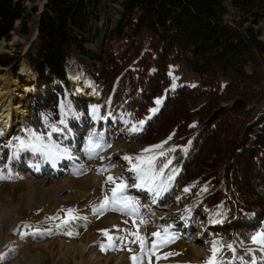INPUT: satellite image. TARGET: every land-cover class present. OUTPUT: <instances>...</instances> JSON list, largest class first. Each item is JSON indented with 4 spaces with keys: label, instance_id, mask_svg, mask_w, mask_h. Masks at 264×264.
<instances>
[{
    "label": "trees",
    "instance_id": "1",
    "mask_svg": "<svg viewBox=\"0 0 264 264\" xmlns=\"http://www.w3.org/2000/svg\"><path fill=\"white\" fill-rule=\"evenodd\" d=\"M102 3L47 0L39 14L37 6L28 7L24 0H0V41L10 40L16 23L20 33L29 34L37 19L27 60L46 89L31 102L27 128L46 132L42 113L50 112L58 120L62 101L79 112L84 124L91 121L87 107L92 104L106 121L111 115H123L128 123L144 120L142 130L129 139L153 145L171 136L166 150H175L161 158L170 159V169L177 170L172 193L207 189L199 203L190 205L189 225H205L203 236L212 231L249 242L264 227V108L251 116L252 105L264 96V39L259 26L264 0H122L124 18L115 28L104 27ZM99 8L101 17L92 19ZM98 20H103L101 28ZM89 46L99 50L100 64L94 58L77 68L99 95L96 102L71 94L67 85V60L74 50L89 55ZM13 60L4 58L0 65H12ZM171 62L196 73L198 83L170 89ZM160 94L159 110L148 116ZM78 126L71 121L81 133ZM14 136H0L4 170L12 154L4 145ZM36 156L22 152L18 163H35ZM201 206L212 214L221 211L223 222L209 225Z\"/></svg>",
    "mask_w": 264,
    "mask_h": 264
},
{
    "label": "rangeland",
    "instance_id": "2",
    "mask_svg": "<svg viewBox=\"0 0 264 264\" xmlns=\"http://www.w3.org/2000/svg\"><path fill=\"white\" fill-rule=\"evenodd\" d=\"M42 1L43 0H24L25 5L28 7L37 6V13L39 14L43 9L41 7ZM101 6L105 7V13L102 17L106 20L105 28H115L117 24L122 22L124 18L122 0H119L117 4H111L104 0ZM100 11L101 8L97 9L93 13L92 19L101 17V15L98 16ZM36 20L37 19L32 20L29 29L31 31L33 28V31L29 34L20 33L18 23H16V30L12 31L10 40L0 41V44L3 46L0 51V61L7 57L14 58L13 62H11L12 65H0V76L7 75L10 79H15L19 75V66L21 62L25 60L29 65L27 55L34 47L35 38L32 42H30V40L33 38L38 27ZM102 25L103 20H98L96 26L101 28ZM259 26L263 34L262 38L264 39V19L260 21ZM91 36H93L92 33L89 38ZM96 45L98 44H94L93 46ZM93 46L87 48L88 50H90V48L96 49L95 53H90L91 57H89V60L81 59L79 56H74L75 58L73 57L68 60V90L71 94L78 96L84 101H87L90 97H81L79 94H75L71 89L69 77L70 75L76 76L80 74L88 80L92 87L88 77L81 69L77 68V65L84 66L86 65L85 62L90 63L94 58L95 62L100 64L99 55L93 58V56L99 52V50ZM76 58H80L81 60L77 61ZM15 66H17L16 72H14L13 69ZM167 72L170 77V89H174L172 87L173 84H175L176 87L182 84L195 85L198 83L197 81H199V76L185 69L180 62H171L168 65ZM24 79L25 75L20 76L19 81H21V85L25 83L22 81ZM3 83L4 81L1 80L0 91L3 87ZM37 83L38 86L35 88L36 93L32 92L33 90L31 88L30 90H22L23 92L21 91L18 93L22 94V101L19 103L24 105L22 108L25 109L27 115L23 116V118H21L20 115H15L12 119L14 122L12 130H9L8 134H6V132L0 129V131L3 132L1 137L8 139L14 136L16 132V136L24 135V130L28 127V119L26 121V117L29 113V105H31V102H33L37 96L44 95L45 93L46 88L44 81L37 78ZM5 89L6 88H4V90ZM29 92L32 93L29 94ZM93 92L94 95L91 98L96 97L97 93H95L94 89ZM163 95L164 94L158 95L155 101L158 98H163ZM14 99L16 98L14 97ZM92 100L94 102L97 101L94 99ZM63 102L67 101H62L59 104V119L54 120L49 116L50 122L58 124L59 120L62 118L63 113L61 104ZM67 103L70 104L69 102ZM160 105L158 107H160ZM93 107L97 108L95 104L88 105L87 110L91 121L87 120L88 122L84 124L80 119L79 112L71 105L72 111L67 116L63 117L66 121L65 125L58 124V127L62 128L63 131L55 133L58 138L55 136L52 137L61 147L71 152L73 159L62 157L53 163L45 159L41 161L42 157L39 154H35L37 155L35 163L30 162L23 166L18 163V158L22 155V152H20L16 157L10 160L8 159L6 164L8 167L6 170L2 169L0 166V172H3L5 176H8L9 173L11 174V178L0 179V253L5 254V258L0 260V264H77L81 256V258L85 257L83 258V264H115V262H109L106 259L111 254L119 255L121 252L125 253L127 256L128 263L126 264H131L129 260L131 253H129L127 248L130 247L133 252H138V245L128 243L127 247H125L124 244L127 242L116 241L115 249L102 251L99 247V243L106 242L107 238L101 234V230H109V235L112 236H124L126 232L136 231L138 227L139 232L142 235L150 237L151 240L154 239L151 237V233L157 231L159 226L167 224L173 225V230L179 238L167 247L162 248L158 254L163 255V253L166 252H174L179 253V255H173L159 261H156L155 257H153L152 264H203L204 260L211 255L209 248L213 239H220L225 245L234 243L236 255L243 256L244 264H248L250 260L247 258L245 249L255 247L251 244V241L241 245V243L230 235L224 233L215 234V232L212 231H208L206 236H203L202 229L205 225H189L187 218L190 216V205H196L200 202L205 193L204 190L185 192L184 189L181 191L177 189L174 191L175 193H172L171 187H168V190L160 195V198H166L161 201L157 199L158 196H154V194L147 189L132 187L137 181L134 173L129 171L130 164L128 161L124 160L123 157L126 155L136 156L141 153L142 149L151 145L145 144L140 140L129 139V135L132 133L130 129L134 123H125L126 120L123 115L118 116V118L111 115V118L106 121L99 113L94 114ZM155 107H157L156 103L152 108ZM252 108V118L262 113V109L264 108V96L258 103L253 104ZM42 114L47 115L50 114V112ZM151 114L152 113L149 111L148 116ZM94 115L100 118H94ZM17 116L20 120H16V118H18ZM73 120L75 123L79 124L77 128H80L81 133L76 128L74 129L71 127V121ZM93 132L103 133L102 142L105 147L99 150L94 157L90 158L84 149L89 136ZM68 140L70 141L68 142ZM163 141H167V143L163 144L162 149L156 151L166 150V147L170 144V139H168V137L156 144H161ZM25 152L34 155L30 151ZM101 157H103V159H101ZM163 163H167V161L163 162L162 158L158 157L157 169L162 167ZM105 167L107 168L106 171H98V169ZM60 168L62 171L59 170ZM108 175L122 177L129 185L126 194L138 202L140 209L138 216H131L114 210H106L102 215H97L93 212V207L96 205L97 201L101 200L103 195L114 187L111 183H105V178ZM169 175H173V171L170 167L164 169V176L162 179L166 180ZM171 182L172 180L169 182L170 186ZM47 192L50 194L53 192L56 193L54 196L50 197V194ZM67 208L76 209V214L78 216L86 217L87 219H77L73 221L70 226H65L62 230L57 229L55 225L64 218V213L60 210ZM202 213L204 214L203 220L207 219L208 224L211 226L220 225L223 222L221 211L212 214L206 207L201 206V214ZM56 216H59V219H46V217ZM140 219H144L148 222L140 224ZM213 220L219 222L213 223L211 222ZM25 223L41 229V234H31V229L23 228V224ZM48 228L52 229L51 233H44L43 230ZM261 230H264V227L260 228L258 231ZM21 231L28 234L21 236ZM68 232H71L72 235H68ZM131 239L132 237H129V240ZM80 242L81 244H86V250L81 256L77 249V244ZM222 251L225 258L231 260V253L226 249ZM90 253H93L95 256L91 257ZM253 254L256 255L259 261L261 253L255 252ZM249 255L251 254H248V256ZM235 264H241V262L236 261Z\"/></svg>",
    "mask_w": 264,
    "mask_h": 264
},
{
    "label": "snow or ice",
    "instance_id": "3",
    "mask_svg": "<svg viewBox=\"0 0 264 264\" xmlns=\"http://www.w3.org/2000/svg\"><path fill=\"white\" fill-rule=\"evenodd\" d=\"M171 75V73H170ZM193 87L195 85H192ZM173 88L176 87L175 84L172 85ZM163 98H158L155 103L157 107L150 109L152 114H155L159 110V105L162 103ZM62 118L59 120V125H65L66 121L63 118L67 116L72 110L71 105L67 102L61 104ZM99 109L93 107V112L98 113ZM50 114H42V119L44 121V126L47 129L46 132H39L32 128H26L24 130V135L15 136L9 142L4 145L12 150V155L9 159L16 157L20 152L30 151L31 153L39 154L43 159L55 163L62 157H67L73 159L71 152L61 147L59 143L53 140V133H59L63 131L62 128L58 127L57 123H52L49 120ZM94 118H100L94 115ZM151 117H148L150 119ZM127 123V121H125ZM145 123L144 120L138 122V124H133L131 127L132 132H138L142 130V126ZM3 135V132L0 131V136ZM171 139V136L168 137ZM103 133L93 132L87 141L84 151L89 155L90 158L94 157L99 150H101L105 145L103 144ZM167 141L161 142V144L151 145L141 150V153L136 156H124L123 159L128 161L130 164L129 171L134 173L137 183L132 185L134 188L147 189L149 192H152L154 196H160L164 191L168 190L170 187L169 182L174 179L175 171L173 170V175H169L166 180L162 179L164 176V169L168 168L171 164L169 159L167 163H163L162 167L157 169L158 157H166L167 153L174 151L175 149H167L165 151H156L163 148V144ZM110 146V145H108ZM103 159V157H101ZM162 163V162H160ZM7 165H4V168H7ZM107 168L98 169V171H106ZM11 178V174L5 176L3 172H0V179ZM105 183H111L114 185L109 192H106L103 195V198L97 201L96 205L93 207V212L97 215H102L106 210L120 211L122 213L138 216L139 215V204L133 198L129 197L126 192L129 185L122 177H114L108 175L105 178ZM206 191L207 189H203ZM185 192L189 191L188 188L184 189ZM61 212L64 213V218L60 220L58 224L55 225L57 229H63L65 226H70L71 223L77 219H87L86 217H80L76 214V209L67 208L61 209ZM48 220L59 219V216L56 217H46ZM148 221L140 219V224H145ZM213 223H218L219 221H211ZM127 223V222H125ZM135 223V222H134ZM23 228L31 229V234H41V229L30 224H23ZM52 231L51 228L44 229L43 232L50 234ZM28 233L21 231L20 235H27ZM72 235L71 232L67 233ZM101 234L107 238L106 242H100L99 247L102 251H107L110 249L116 248V241L127 242L124 244L127 247V244H136L138 245L139 251L133 252V250L128 247L127 250L131 255L129 260L131 264H152V258L155 257L156 261L161 259H167L173 255H179V253L166 252L163 255L158 253L162 248L167 247L169 244L175 242L179 236L173 230L172 224L161 225L151 233V237L154 239L150 240V237L142 235L137 227L136 231L126 232L124 236H112L109 235V230H101ZM129 237H132L129 240ZM251 244L255 247H249L245 249L246 254H251V260L248 264H264V230L258 231L252 234L249 237ZM150 241V242H149ZM243 241H241V245ZM226 249L231 253L232 258L228 260L225 258V255L222 250ZM211 255H209L203 262V264H235L236 261H240L241 264H244V257L236 255V247L234 243H229L225 245L220 239H213L209 248ZM260 252L261 256L259 261L253 253ZM5 258L4 253H0V260Z\"/></svg>",
    "mask_w": 264,
    "mask_h": 264
},
{
    "label": "bare ground",
    "instance_id": "4",
    "mask_svg": "<svg viewBox=\"0 0 264 264\" xmlns=\"http://www.w3.org/2000/svg\"><path fill=\"white\" fill-rule=\"evenodd\" d=\"M2 48H3V46L0 44V51ZM74 51L72 52L70 58H73L75 55V57L79 56V57H81V59H85V57H83L82 55H78ZM91 52L95 53L96 50L91 49ZM96 55H94L93 58ZM86 57H87V60H89V57H91V55L90 54L86 55ZM81 59L76 58L77 61H80ZM68 60H67V64H68ZM73 66H74V64H73ZM19 67H20L19 75L15 79H10L7 75L0 76V81L1 80L4 81L3 87L1 88V91H0V126L3 128V131L6 132V134H8L9 130H12V126L14 123L12 121V119L15 115H20L21 118H23V116L27 115L25 112V109L22 108V106H24V105L19 103L20 101H22V94H18V93L21 92L22 90H30V88L33 90L32 92L36 93L35 88L38 86V83H37L38 76L36 74V76H37V78H36L35 73L32 71V69L30 68V66L28 65V63L25 60H23L21 62V65ZM23 75H25V79L22 81H24L25 83L23 85H21V81H19V79H20V76H23ZM69 82H70L71 89L73 92H75V94H77V95L79 94L81 97H90V98L94 95V92H93L92 87L90 86V83L88 82V80H86L84 78V76H82L80 74H78L76 76L70 75ZM4 88H6V89L4 90ZM32 92H29V94ZM14 97L16 99H14ZM29 107H30V105H29ZM27 117H26V121L28 119ZM16 120H20V118L18 117V118H16ZM59 170L62 171L61 168ZM55 193L56 192H53L52 194H50V193H48V194H50V197H52L55 195ZM46 199H48V198H46ZM77 249L79 250V253L81 256V254H84V252L86 250V244H83V243L81 244V242H80L79 244H77ZM90 255H91V257L95 256L93 253H90ZM81 257H80V260L77 261V264H83L84 263L83 258H85V257H83V258H81ZM106 260H108L109 262L113 261V262H115V264H126V263H128L127 256L123 252H121V254H119V255H112L111 254Z\"/></svg>",
    "mask_w": 264,
    "mask_h": 264
},
{
    "label": "water",
    "instance_id": "5",
    "mask_svg": "<svg viewBox=\"0 0 264 264\" xmlns=\"http://www.w3.org/2000/svg\"><path fill=\"white\" fill-rule=\"evenodd\" d=\"M47 2V0H43L42 1V4H41V7L43 8L44 4ZM42 11V10H41ZM41 13V12H40ZM124 15V13H123ZM36 34H37V30L35 31L34 35H33V38L30 40V42L33 41V39L36 37ZM96 98H97V95H96ZM90 99H95V98H90Z\"/></svg>",
    "mask_w": 264,
    "mask_h": 264
}]
</instances>
